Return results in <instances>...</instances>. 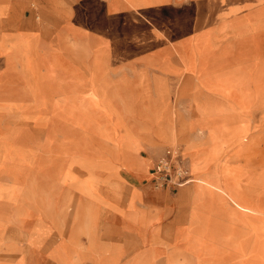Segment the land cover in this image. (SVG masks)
Wrapping results in <instances>:
<instances>
[{
  "label": "rangeland",
  "instance_id": "obj_1",
  "mask_svg": "<svg viewBox=\"0 0 264 264\" xmlns=\"http://www.w3.org/2000/svg\"><path fill=\"white\" fill-rule=\"evenodd\" d=\"M128 1L142 9L26 0V33L0 35L24 77L0 79V264H94L104 242L121 247L118 264H144L134 257L149 251L109 238L100 213L108 200L131 207L123 187L142 186L171 198L184 188L187 221L162 264H209L211 246L257 239L264 264V0ZM171 151L187 179L191 167L183 187L156 184L151 166ZM198 180L253 213L221 214L230 208Z\"/></svg>",
  "mask_w": 264,
  "mask_h": 264
},
{
  "label": "crops",
  "instance_id": "obj_2",
  "mask_svg": "<svg viewBox=\"0 0 264 264\" xmlns=\"http://www.w3.org/2000/svg\"><path fill=\"white\" fill-rule=\"evenodd\" d=\"M25 1L26 0H0V4L7 5L6 14L2 17L0 22V35H9V37H14L13 35H15L16 32L26 33L19 28L21 23L25 22V19L21 13V9ZM122 1L135 11L142 9V7H138V10H136L128 0ZM152 4L157 5L158 3L153 0L150 5ZM79 16H81V14ZM77 19H80V17H77ZM82 19L83 17H81V20ZM76 26L77 27L72 29L70 32L74 33V36L83 35L86 31L84 27H82L83 24L78 22ZM99 45H96V47ZM96 47H94V49ZM103 50L107 51V48L104 46ZM13 56L14 55L11 50L7 51L0 47V79H24L21 65L19 62L13 59ZM85 74L87 77V73ZM205 138L206 137L204 136V140ZM157 160L154 161L151 169H153ZM121 163H126V161H122ZM120 169H124V171L128 173L134 171L131 169L125 170L124 167H120ZM189 170L191 178L187 179L188 175L186 173L185 179L187 181L182 182L178 187H183L190 183L192 179L191 167ZM198 183L206 186L204 187L206 191H208L210 188L212 192H216V197L218 199H216V205L219 204L220 206H223L224 204L230 208V210H224V208L219 209L218 211L221 214L231 211L237 213H253L252 209L246 207L238 199V197L234 193L230 192L226 187H224L223 184L211 183L207 180H198ZM127 185L129 186V184ZM123 188L128 189L127 200L132 195L131 191H133V205L129 207L126 202L124 205L120 206L115 202L108 200L112 208L100 209V213L101 211H106L109 213L108 218L110 219L107 220L109 230L107 231V234H105L108 235L109 238L113 237L114 235L123 237L125 240V245L123 248L126 250H130L131 247L137 245L140 246V249L146 248L149 251L147 253H142V256H135V260L140 259L144 262V264L146 262L147 264H162L165 257L163 248L171 243L174 229H176V227L185 225L187 221L185 212L188 210V207L185 203H183L185 193H183L182 190L184 188L180 190L176 198L169 197L165 191H152L150 187L147 186L138 187L135 190H132V187ZM99 216L100 215H98V217ZM112 222L113 225H111ZM149 225H151V229L147 230L146 227L149 228ZM153 225L155 226L152 227ZM48 239L49 237L42 239L41 243L49 242L52 244L61 242L64 245L70 240L67 236L57 237V239L50 238V240L47 241ZM33 242H36V240ZM104 243L107 244L102 246L98 255L94 257V264H98V260L102 259V257L104 260L108 258L110 260L113 259L114 264L115 261L116 264H118V261L122 256V250H120L121 247H117L111 242ZM154 245H162V247L150 248ZM106 249H110L111 251L106 253ZM49 252L51 253V251H48V254ZM262 253V239L251 241L243 240L242 242L227 240L224 241L220 246H211L209 264H260L259 261L261 260ZM50 256L52 257V255L49 254V258ZM133 262L134 259L132 258L127 264H133Z\"/></svg>",
  "mask_w": 264,
  "mask_h": 264
},
{
  "label": "built area",
  "instance_id": "obj_3",
  "mask_svg": "<svg viewBox=\"0 0 264 264\" xmlns=\"http://www.w3.org/2000/svg\"><path fill=\"white\" fill-rule=\"evenodd\" d=\"M152 172L156 175L155 179L157 186L166 185L169 182L168 178H173L176 182L187 181L185 179L186 171L181 165V161L175 151H171L170 157L158 159Z\"/></svg>",
  "mask_w": 264,
  "mask_h": 264
}]
</instances>
